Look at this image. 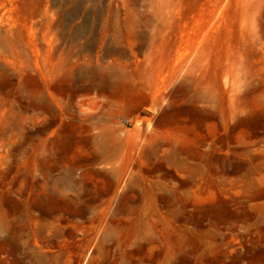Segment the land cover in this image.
Wrapping results in <instances>:
<instances>
[{
    "label": "rangeland",
    "instance_id": "374dc122",
    "mask_svg": "<svg viewBox=\"0 0 264 264\" xmlns=\"http://www.w3.org/2000/svg\"><path fill=\"white\" fill-rule=\"evenodd\" d=\"M0 264H264V0H0Z\"/></svg>",
    "mask_w": 264,
    "mask_h": 264
}]
</instances>
